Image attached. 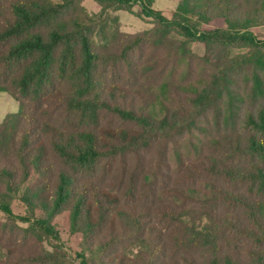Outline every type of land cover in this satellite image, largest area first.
<instances>
[{
  "label": "trees",
  "instance_id": "1",
  "mask_svg": "<svg viewBox=\"0 0 264 264\" xmlns=\"http://www.w3.org/2000/svg\"><path fill=\"white\" fill-rule=\"evenodd\" d=\"M93 1L100 5V15L133 13L138 6L136 15L153 27L125 36L115 29L102 45L95 41L96 16L86 14L82 0H9L7 11L0 10V44L7 45L0 50V91L19 104L18 112L0 125V182L5 187L0 190V211L13 224L17 220L27 224L23 232L52 248L26 253L0 247V264H65L66 259L78 264H264V204L256 200L264 194V39L248 30L264 22V0H179L172 20L153 8L155 0ZM214 10L227 27L212 31L198 27L194 19L208 21ZM174 35L183 40L174 42ZM195 41L210 50L236 45L248 52L220 56L216 70L195 82L178 86L164 82L165 99L157 98L159 110L155 102L132 105L122 88L107 87L108 69L120 64L133 69L130 55L142 45L150 42L168 53L177 47L187 59V45ZM203 60L209 63L208 56ZM175 88L184 98L168 96ZM44 96L59 101L67 116L66 127L49 122L38 126L26 119L21 98L39 101ZM103 112L132 127L100 131ZM209 112L232 133L228 142L234 156L229 163L213 158L210 171L236 187L248 186V196L238 189H213V198L232 202L244 215L212 218L207 214L198 219L185 209L165 212L176 226L172 248L196 250L200 256L164 262L148 210L124 206L118 195L104 190L92 177L129 154L138 155L154 140L174 141L192 133ZM32 176L35 183L29 184ZM187 195L196 197L191 189ZM15 199L26 207L25 215L14 214ZM62 215L68 219V237L78 238L77 250L67 246L56 225ZM225 233L262 246L247 258L225 253ZM126 240L138 249L136 256L110 258L115 246Z\"/></svg>",
  "mask_w": 264,
  "mask_h": 264
},
{
  "label": "rangeland",
  "instance_id": "2",
  "mask_svg": "<svg viewBox=\"0 0 264 264\" xmlns=\"http://www.w3.org/2000/svg\"><path fill=\"white\" fill-rule=\"evenodd\" d=\"M178 3L179 0H155L153 8L172 20ZM8 5L9 0H0V10L5 8L7 11ZM81 5L88 16H96L93 19L97 44L103 45L106 41L109 42L115 29L125 36L147 31L153 27L151 21H145L136 15L140 10L138 6L134 7L133 13L108 11L100 15L101 7L95 1L82 0ZM209 14L211 18L208 21L201 22L194 19L202 30L212 31L227 27L219 11H210ZM114 18L118 20V24L114 23ZM248 30L259 39H264V22L254 23ZM173 39L178 43L183 40L178 35H174ZM6 47L7 45L0 44V50ZM187 49L190 54L186 59L182 57V51L177 47L172 48L168 53V50L157 48L148 42L130 55L133 69L130 70L124 64L108 69L106 85L122 88L128 96L127 102L132 105L139 106V104L155 102V110H159L157 98L165 99V95H162L163 91L161 92L164 82L168 81L170 85L176 86L195 82L199 78L208 77L216 70L220 56L231 58L248 52L247 49L236 45L225 49L218 46L210 50L204 43L198 41L190 42ZM205 56L209 57V63L203 60ZM175 90L176 88L170 91L168 96L174 100L184 98V95ZM51 97L44 96L39 101L21 98L25 105L26 119L31 118L38 126L49 122L59 127H66L68 121L65 111L59 101ZM18 110V102L8 93L0 91V125L6 116ZM199 125L200 127L194 129L192 133L177 136L174 141L154 140L148 148L140 150L138 155L129 154L120 162H114L111 169L101 170L92 177L104 190L118 195L124 206L148 210V218L153 223L159 236V243L163 247L161 258L164 262L180 261L188 255L200 256V252L196 250L172 248L174 243L171 237L174 235L176 226L165 218V212L171 209L175 211L185 209L192 214H197L198 219L204 218L207 214H211L212 218H226L238 213L241 216L244 215L243 210L236 209L232 202L213 198V189L225 192L238 189L248 196L247 185L240 184L236 187L237 185H234L232 181L225 180L217 173L210 171L213 158L229 163L234 157L228 142L232 133L222 124L217 123L213 112H209ZM131 127L132 125L111 113L103 112L100 116V131L105 129L120 131ZM33 183H35V176L31 177L29 184ZM189 189L195 191V198L187 197ZM0 190H5L2 182H0ZM204 195H209L213 201L206 202L210 198L204 200L202 199ZM256 200L264 204V194L257 196ZM11 207L17 216L26 213V207L19 199L13 200ZM40 214L42 213L38 211L37 215ZM56 225L63 232V239L67 246L77 250L78 238L67 235V216H60L56 220ZM26 227L27 224L18 220L13 224L0 211V247L16 248L26 253L52 251L48 242L39 240L36 235L23 232L22 230ZM225 234L222 244L225 253L247 258L259 251L262 246L250 240L240 238L236 240L231 233ZM137 252L138 249L126 240L115 246V252L110 255V258L120 255L132 260ZM65 264L78 263H71L66 259Z\"/></svg>",
  "mask_w": 264,
  "mask_h": 264
}]
</instances>
